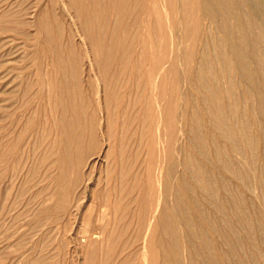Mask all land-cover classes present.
I'll use <instances>...</instances> for the list:
<instances>
[{
    "label": "bare ground",
    "instance_id": "1",
    "mask_svg": "<svg viewBox=\"0 0 264 264\" xmlns=\"http://www.w3.org/2000/svg\"><path fill=\"white\" fill-rule=\"evenodd\" d=\"M164 1L168 31L156 0H1L0 33L33 40L26 113L9 110L16 89L1 110L22 123L33 204L41 190L59 193L33 206V228L77 208L69 198L81 174L90 179L98 123L107 181L100 192L97 177L99 210L75 239L83 264H264V0ZM205 22L214 31L202 35ZM1 129L3 160L17 144Z\"/></svg>",
    "mask_w": 264,
    "mask_h": 264
},
{
    "label": "rangeland",
    "instance_id": "2",
    "mask_svg": "<svg viewBox=\"0 0 264 264\" xmlns=\"http://www.w3.org/2000/svg\"><path fill=\"white\" fill-rule=\"evenodd\" d=\"M36 1L37 0H29V2H31L32 4L36 3ZM0 2H1V0H0ZM26 4H28L27 1L25 2V5ZM156 6L158 8L159 14L162 15V21H161L162 23H160L161 30L162 31H168V26H167L166 22H163V21H165L166 14L168 12L165 1L164 0H156ZM194 6H196L195 2H194ZM2 8H3V5L0 4V12H1ZM31 10L33 11V16L32 17H30V16L29 17L28 16L23 17V19L25 21H27V24H25L22 28L25 32L29 33V35L32 37V34L35 31V28L31 25H28V24L32 23L33 20H35V17L38 14L37 6H33V8H31L29 11H31ZM149 13H150V10H147L145 13V16L147 17V20L150 22ZM203 24H204L205 29L202 31V35L205 34L206 30H207V32L210 30L214 31L213 27L210 23L205 22ZM167 34L170 36V34L168 32H167ZM206 35H207V33H206ZM23 37L24 36H22V35L17 36V35H13L12 33H9V32L2 33V34L0 33V118H1V116H4V118H5L2 121V123L0 124L1 128H2L1 133L8 136L9 141H12V142L17 144L16 150L12 154L8 153L9 156L7 158H6L7 155H5L3 160L0 157V159H1L0 160V264H31V263L32 264H44V262H46V261H47V263H45V264H49V262H50V264H52V263H54V264H69V263L73 264L74 262L76 264H83V261H84V259H82L83 256H81V254H77L80 252V249L78 248L77 240H75V239H76V236L81 235L80 234L81 229L84 228V226L86 227V224H87L86 220L88 218L87 214H89V215L91 213L95 214V212L97 210H99L98 203L92 205L93 204V202H92V188L94 189L95 183L97 182L96 179H97V177H99L98 183H97L95 188L100 192L104 191V189H105L104 184L106 183L105 181H107V178H105L107 176V171L105 169L106 168V161H105V158L103 159V155H105L104 151H106V149L108 148V146H107L108 144L105 145V142H106L105 137H103L104 135L102 134L103 133L102 130H100L97 127V125H98V123H97L96 128H95V130L97 129L95 132L98 133V134H96V137L98 135V137H97L98 139L96 138L97 140L95 141L96 142L95 145L96 144L97 145L94 146L91 150V152L94 153V156L96 157L95 158L96 160L94 159L95 164L93 165V167L91 169L92 171L90 170V173H89V174H91L90 175L91 180L90 179L87 180L86 174H81V178H80L81 182L77 185V187H75L72 190V195L69 198V204L71 205L72 203H75V201L72 200V196L74 197V192L77 194L76 199L78 200V202H76L78 204L77 208L72 206L73 209H75V210L72 209L73 210L72 211L73 216L70 214L71 217L69 218L68 215L65 214V212H62V211L58 212V213L55 212L54 217L62 218L59 220L61 223L58 221L59 223L58 222H57L58 224L56 223V225H55L56 227H54L55 223H52L51 226H50V224L44 226V228L50 226L48 228H45L46 232L43 228L44 233H42L43 232L42 230H39V229L37 230L36 228L35 229H36L37 234H35L36 232L32 233L35 230L33 228L34 227L33 220H35V216H34L33 211H31L33 206L38 208L39 210H41L42 205H43L42 201L44 204L47 203L48 205L51 204L52 206H54L55 200H56L59 193L57 192V194H55L54 197H51L49 194L46 195V192L41 190V192L39 193L37 198L34 200V204H33V200H32L33 199V193H32V188L30 187L31 183H30V181L27 182V180H29V178L27 177V173H26L28 171V166L31 163V161L29 160L30 157H29L28 148L26 145L27 138H25V137L23 139H21L22 137L17 138V134L19 133V131L22 128V123H18V124H15L14 126H10L9 119L6 116V111L1 110V109H3L1 107H3L4 105H10L12 103V100H14V98L12 100L10 98L13 95V92H10V91L14 90V89L19 91L20 89H22V87H20V83L22 81L25 82V80L28 79L26 71L24 69H25V67L30 65V63H31L30 61L32 58H30V56H31L30 55V48L27 45H28V43L32 42L33 40L31 41V39H28L26 37L23 38ZM172 38H173V34H171V39ZM208 38H209V40L207 42L209 43V45L211 47V44H213L214 40H212L210 37H208ZM216 38H217V34H216ZM209 49L211 50V48H209ZM198 51H199V54L201 55L200 48H198ZM199 54H198V57H200ZM221 61H222V59L220 58V62ZM163 66H165V65H163ZM219 66H220V64L217 65V69L219 68ZM236 86L237 87H236L235 91L242 93L244 87L241 84H237ZM36 88H40L41 90H45L44 86L41 83ZM100 89H101L100 85H97V90H99L98 91L99 96L97 95V97H99V98H97V99H100V95H101ZM15 98H16V101H14V108H12V109L9 108V110H12L13 112H15V116H22L23 114L26 113V107L23 103V100L20 98V91L18 92V95L15 96ZM162 102L163 101H159V104H161ZM147 129H148V127H147ZM262 151H263V149H262ZM95 154H97V155H95ZM95 166H96V168H95ZM70 168H72V165L70 166ZM80 168H82V166ZM50 169H51V170H49L50 172L48 171L49 172L48 174H50L49 181L51 180L50 182H52V178L57 174V169L56 168L54 169V167H52ZM52 170H54V171L51 172ZM81 170L82 169H80V171ZM81 173H82V171H81ZM92 174H93V176H92ZM91 177H93V178H91ZM84 180H85V182H84ZM99 195H100V193L97 194V197ZM256 204L257 205L259 204L258 201L256 202ZM78 207H79V209H78ZM80 207H81V209H80ZM88 208L89 209L91 208L92 211L95 208L96 211L94 210L92 212ZM88 212H91V213H88ZM78 215H79V217H78ZM86 216H87V218H86ZM63 219H64V221H63ZM62 222L63 223L65 222L64 226H63ZM60 226H61V228L63 227V229H64V227H68V228L70 227V228L69 229L65 228V230H62L60 228ZM53 228H54V231L56 229L55 232L53 231ZM72 228H73V230H72ZM60 229L62 232H60ZM50 230H51V232H49ZM57 230H58V232H57ZM38 233H40V234H38ZM41 233H42V236H41ZM60 233H62V234L60 235ZM64 233H65V235H63ZM76 234H78V235H76ZM44 236H46V237H44ZM41 238H42V240L44 239L46 242L40 240ZM65 238H67V239H65ZM64 239H65V242H64ZM131 239L132 240L135 239L134 234H131ZM71 241L73 243H71ZM32 242H33V244H32ZM139 242L140 243H138V245H137L138 249H139V246L142 247L141 246L142 240ZM74 243H75V245H74ZM61 246L64 248H62ZM69 248H71V249H69ZM76 249L79 251H76ZM136 250L137 249L135 248L133 254H134V257L136 259L137 258L139 259V263H140L141 262L140 254L141 253L139 252V250L141 251V248L138 250L137 254H136ZM69 251H71V252H69ZM75 252H77V253H75ZM51 253L54 255V257ZM69 253H71V254H69ZM50 254H51V256H50ZM75 257L78 259H76ZM50 258H51V260H50ZM33 260H35V261H33ZM44 260H46V261H44ZM41 261H44V262L41 263ZM29 262H31V263H29ZM38 262H40V263H38Z\"/></svg>",
    "mask_w": 264,
    "mask_h": 264
}]
</instances>
